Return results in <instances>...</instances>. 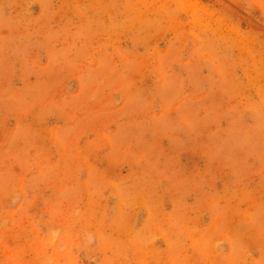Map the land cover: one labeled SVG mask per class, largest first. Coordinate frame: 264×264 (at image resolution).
Instances as JSON below:
<instances>
[{
    "label": "rangeland",
    "instance_id": "rangeland-1",
    "mask_svg": "<svg viewBox=\"0 0 264 264\" xmlns=\"http://www.w3.org/2000/svg\"><path fill=\"white\" fill-rule=\"evenodd\" d=\"M0 264H264V0H0Z\"/></svg>",
    "mask_w": 264,
    "mask_h": 264
}]
</instances>
